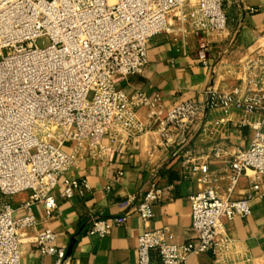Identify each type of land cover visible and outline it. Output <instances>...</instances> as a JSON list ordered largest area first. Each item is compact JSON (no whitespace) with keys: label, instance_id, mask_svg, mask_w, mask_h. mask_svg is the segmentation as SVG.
Listing matches in <instances>:
<instances>
[{"label":"built area","instance_id":"2783aa9c","mask_svg":"<svg viewBox=\"0 0 264 264\" xmlns=\"http://www.w3.org/2000/svg\"><path fill=\"white\" fill-rule=\"evenodd\" d=\"M227 1L0 0V264H21V232L35 227V204L51 218L56 188L65 199L90 190L86 179L66 175L80 153L111 159L146 131L141 111L147 125L159 127L164 144L170 142L169 127L185 137L210 109L262 114L248 124L253 130L249 145L237 149L223 168L209 167L223 157L219 147L183 160L201 184L189 198L187 239L173 243L163 230H147L137 237L135 252L137 264H188L192 255L233 247L226 221L250 214L264 174V50L250 53L238 85L225 92L208 86L202 102L186 98L165 107L141 91L128 95L117 86L118 80L143 72L147 44L156 34L177 31L183 39L190 31L201 39L224 30ZM40 38L47 39L43 47L37 45ZM208 49L201 41L197 57L204 65ZM248 172L250 188L235 197ZM23 194L14 206L10 199ZM162 194L152 184L136 206L144 222ZM128 215L92 218L86 233L105 237ZM55 237L51 229H41L33 245L40 255L54 256V264H65V248L55 244Z\"/></svg>","mask_w":264,"mask_h":264},{"label":"crops","instance_id":"0c3cea01","mask_svg":"<svg viewBox=\"0 0 264 264\" xmlns=\"http://www.w3.org/2000/svg\"><path fill=\"white\" fill-rule=\"evenodd\" d=\"M224 9L227 23L219 33L208 32L201 39L190 31L183 39L177 31L153 36L147 44L148 63L143 72L118 80L117 86L128 95L141 91L170 107L186 98L204 101L208 86L225 92L238 85L243 61L259 47L264 50V0H229ZM201 41L209 45L206 65L197 57ZM138 118L147 129L123 145L121 152L111 159L80 153L66 173L86 179L89 191L65 199L56 188L53 194L57 208L51 218H46L42 204L34 205L37 223L21 232V264H54V256L40 255L33 245L36 233L45 228L55 233V244L65 248V264H137L136 239L147 230H163L170 242H184L191 223L189 198L201 184L183 166V160L219 147L223 157L209 167L223 168L237 149L249 145L253 130L248 124L261 120L262 114L243 109L224 114L220 109H210L185 137L169 127V144L161 140L159 127L146 124L144 111ZM215 121L220 123L215 125ZM68 146L69 150L71 144ZM251 178L252 172L240 178L235 197L250 188ZM152 184L163 194L153 206V216L144 222L135 208ZM258 190L247 217L226 221L233 247L216 255H192L188 264H264V174L259 178ZM25 196L10 201L15 206ZM124 213H129L126 221L113 227L107 236L86 233L92 218H113ZM151 256L158 260L155 251Z\"/></svg>","mask_w":264,"mask_h":264},{"label":"rangeland","instance_id":"374dc122","mask_svg":"<svg viewBox=\"0 0 264 264\" xmlns=\"http://www.w3.org/2000/svg\"><path fill=\"white\" fill-rule=\"evenodd\" d=\"M47 43H48V42H47V39H46V38H40V39H38V41H37V45H38L39 47H43V46H45ZM248 58H249V56L243 61L241 67H244V66H245V64H246V62H247V60H248ZM90 97H91V96H89V98H90ZM45 138H47V136H44V140H46ZM30 152L33 153V152H35V150H34V149H31ZM21 236H22V233H21Z\"/></svg>","mask_w":264,"mask_h":264},{"label":"bare ground","instance_id":"6f19581e","mask_svg":"<svg viewBox=\"0 0 264 264\" xmlns=\"http://www.w3.org/2000/svg\"><path fill=\"white\" fill-rule=\"evenodd\" d=\"M46 140H44V136H43V141H47V140H49V138L47 137V138H45Z\"/></svg>","mask_w":264,"mask_h":264}]
</instances>
